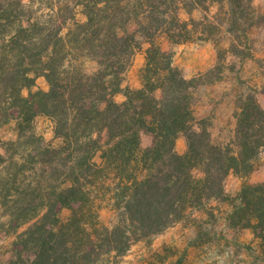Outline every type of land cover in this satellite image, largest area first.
Instances as JSON below:
<instances>
[{
	"label": "trees",
	"instance_id": "trees-1",
	"mask_svg": "<svg viewBox=\"0 0 264 264\" xmlns=\"http://www.w3.org/2000/svg\"><path fill=\"white\" fill-rule=\"evenodd\" d=\"M208 1L219 4L221 23L230 25L228 47L217 37L220 23L180 15ZM251 2L91 0L84 21L73 14L50 29L31 14L26 24L18 12L23 0H0V119L52 117L55 137L62 141L43 153L51 176L65 174L60 184H49L47 195L40 193L45 211L30 217L34 222L18 235L15 257L1 264H94L215 200L230 199L228 176H247L259 166L264 107L254 91L242 93L233 137L214 138L212 122L196 113L197 91L219 78L220 64L188 77L160 38L171 44L214 40L219 56L245 55L249 48L240 42L255 25ZM139 51L146 53L142 85L125 88V74ZM31 72L45 75L50 88L23 95L22 88L34 81ZM121 92L125 99L118 101ZM142 132L152 135L147 147ZM180 136L187 138L184 153L177 149ZM66 207L72 213L63 220L60 210ZM103 209L112 211L109 220H102ZM230 220L251 228L264 246V182L243 184Z\"/></svg>",
	"mask_w": 264,
	"mask_h": 264
},
{
	"label": "rangeland",
	"instance_id": "rangeland-1",
	"mask_svg": "<svg viewBox=\"0 0 264 264\" xmlns=\"http://www.w3.org/2000/svg\"><path fill=\"white\" fill-rule=\"evenodd\" d=\"M23 1L24 6L18 12L23 13L26 24L31 14L32 21L35 20L33 17H38L42 24L56 29L73 14L84 21L87 18L86 4L91 0ZM208 3L195 8L191 14L181 10L180 15L183 19L193 17L197 20L208 17V20L220 23L223 33L220 31L217 37L223 36L221 44L228 47L230 40L225 29L230 25L221 23L224 14L220 12L219 4L208 6ZM167 7L166 3L158 9ZM248 12L253 15L255 25L249 38L240 42L241 48H249L245 55L227 51V54L219 56L214 40L195 38L171 44L167 38H160L164 48L175 51V62L188 77L220 64L219 78L202 85L197 91L196 113L209 118L214 138L224 142L234 135L235 114L239 110L237 100L242 93L254 91L264 107V0H252ZM51 18L54 20L50 21ZM87 64L95 67L90 61ZM145 64L146 53L139 51L125 74V88L142 85ZM30 75L34 81L22 88L23 95L50 88L45 75L35 72ZM116 99L124 100V93H119ZM61 141L55 137L54 120L46 114H37L29 121L0 119V264L7 263L13 255L15 257L18 235L34 222L30 217L45 211L40 193L47 195L51 190L49 184L58 185L64 181L65 174L51 176L49 158L43 153L48 145L59 146ZM151 143L152 135L142 132V146L147 147ZM177 149L180 153L186 152L185 136L178 138ZM246 182H264V151L260 155L259 166L249 175L231 173L228 176L225 187L230 199L215 200L163 233L137 241L125 253L106 254L94 264H264V246H260L261 240L253 230L233 226L230 222L234 203ZM34 188L41 189L35 192ZM71 213L69 207L61 208L60 217L67 220ZM110 217L112 211L103 209L102 220Z\"/></svg>",
	"mask_w": 264,
	"mask_h": 264
}]
</instances>
